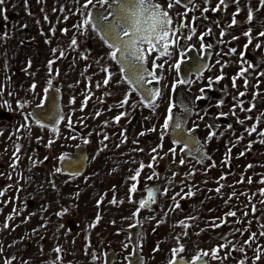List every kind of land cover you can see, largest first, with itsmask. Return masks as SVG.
<instances>
[{
    "label": "rangeland",
    "instance_id": "rangeland-1",
    "mask_svg": "<svg viewBox=\"0 0 264 264\" xmlns=\"http://www.w3.org/2000/svg\"><path fill=\"white\" fill-rule=\"evenodd\" d=\"M233 1V8L223 12V24L217 27V37L220 39H216L218 45L212 65L217 63L216 55L221 52L235 59L232 69L235 76L241 67L251 63L253 68L246 74L250 86H244V78L236 80L237 87L232 89L233 99H230L236 114H229V121L224 128L204 145L203 151L211 157L210 160L204 159L202 163H198L193 157H197L198 153L187 154L186 156L192 157L185 158L186 165L158 175L155 166L159 157L167 158L169 165L174 167L181 159L179 146L169 140V132L164 134L163 141L160 138L158 119L166 99L164 88L163 97L157 101L159 107L155 112L144 107L140 103L141 97L135 92L130 93L129 104L119 107L125 94L130 92L129 85L121 80L120 68L108 58L109 49L95 32L88 31L86 35H80L73 27L81 20V16L74 13L84 0H79V4L76 0H27V5L25 0H6L4 11L0 13V88L3 89L0 92V191L5 192L4 196H0V248L3 249L0 252V264L12 257H15L12 264H103L102 259L108 248H113L119 254L113 264H125L124 256L130 253V246L127 234L121 230L136 223L137 219L140 221L138 226L141 227L137 238L138 248L144 257V264H168L172 258L171 249L178 246L176 238H179L180 244L185 248L179 255L191 261L200 250H210L225 243L221 239L225 236L237 249L243 246L245 252L233 251L223 260L206 258L208 264H238L240 259H245V264H252L256 244L248 248L242 242L255 232L257 244L264 246V237L258 235L264 230L260 227L264 224V203L260 202L264 200V196L259 195V189L264 188V184L259 183L264 177V144L259 142L261 137L258 136L264 130V117H261L264 114V75H260L264 73V47L255 48L258 42L264 45V37L257 36L259 31H264V7L259 5L258 0ZM216 5L212 2L209 4L212 7ZM237 6V24L229 28L230 17L233 18L232 13L237 11ZM61 7H64V12L59 11ZM250 8L254 15L252 22L247 21V11ZM66 15L68 19L64 20ZM45 16L48 17L47 21ZM53 27L56 29L55 34L51 32ZM65 28L68 29L67 34L61 32ZM249 28L255 38L245 50L243 45L247 38L242 33ZM221 31L225 32L223 42ZM74 35L78 39L75 50L69 47ZM233 36L238 39L233 40ZM46 40L50 42L45 43ZM226 41L237 49L235 54L227 52ZM53 48L63 49L66 56L55 59L51 51ZM241 51L245 53L243 60L239 55ZM154 55L153 53L148 60L149 69ZM55 56L58 57L59 52ZM53 59L55 63L49 76L47 64ZM105 65L112 73V80L107 87L103 86L106 74L101 70ZM57 70L59 75L56 74ZM49 79H52L51 88H55L60 94L61 116L65 117L64 120L59 119L60 123L55 126L58 133L51 131L53 127L41 128L32 118L29 121L30 130L22 129L17 132L25 122L24 114L41 106L43 90L48 87ZM33 83L37 87L35 91H30ZM98 83L101 85L99 88ZM240 91L245 92L244 97L238 96ZM9 92L13 95L9 96ZM254 92L257 93L255 100L252 99ZM88 93H91V98L81 111L84 96ZM190 95L194 96L192 92L182 94L181 101L189 100ZM73 97L75 102L70 104ZM17 101L26 106L18 108ZM240 101H243L244 108L255 105L252 112L234 107ZM97 111L101 113L98 117ZM121 112H127V115L119 123H115L114 117ZM69 115L74 125L72 129L67 126ZM203 116L205 114H200L195 119L202 121ZM257 117L261 119L258 120ZM81 118L83 123L80 122ZM238 120H243L244 123L240 124ZM106 121L108 124L105 127ZM253 123L257 125V133L248 136L246 129ZM228 125L232 127L229 128ZM153 126L156 131H148ZM207 129L205 127L201 132H196L201 143L208 136ZM121 132L127 139L117 148L116 145L123 139ZM141 132L146 134L141 136ZM104 135L109 139L104 140ZM72 136L77 138L70 139ZM239 137L243 139L237 143ZM37 138H40L39 141ZM85 138L90 141L88 144L83 143ZM49 139L55 140L51 148L46 147ZM134 140L138 142L133 143ZM249 142H252V148L246 151ZM161 144L162 147L157 148ZM233 144L235 147L232 148L230 163L225 165L221 162ZM16 145H20V159L16 161V168L12 169L9 165L13 162ZM79 145L87 149L86 170L80 175L55 172L58 157L72 155ZM104 145L107 147L104 148ZM173 147L176 148L175 157L169 151ZM101 148L103 151H100ZM153 148H157V152L153 153ZM240 152H245V155L239 156ZM153 156L157 159L153 160ZM45 157L48 159L45 160ZM33 161L37 162L35 166ZM212 162H215L216 167H208ZM141 163L146 167L138 182H135L137 191L132 194V198L136 203L130 204L127 202L128 188L134 182L128 177L134 174ZM149 163L152 164L151 168L147 167ZM249 164L253 167L247 168ZM153 173V179L149 180L148 177L153 176ZM189 173L193 174L189 176ZM222 174L225 179L220 180ZM176 175L182 178L179 183L176 182ZM241 177H244V183H237ZM249 177L253 180L252 184L247 183ZM220 185L225 186L218 194L214 190ZM189 187L195 193L191 198L180 199L177 196L175 201L172 199L177 193H186ZM165 188L169 191L167 195H162ZM149 190L155 193L156 199V203L151 204L152 209H143L137 218L126 219L131 217L141 199L148 198ZM233 192L235 196L229 200ZM113 195L117 200L125 202L118 206L109 204ZM101 196H104V201L97 208L96 202ZM249 198L251 204H255L258 209L255 214L251 212ZM177 202L180 208L172 211ZM13 209L19 214L13 212ZM65 209L67 212L62 216L57 215ZM229 211H235L236 216L226 217L225 214ZM245 211L249 213L248 216H244ZM97 212L101 220L95 228H89ZM10 215L13 219L8 221L9 228L5 229L4 222ZM188 217L196 219L190 220ZM217 218L226 219L227 223L218 228L211 227L213 221L220 223ZM237 220L241 222L236 223ZM157 221L162 223L157 226ZM180 221H185L191 227H181ZM110 228L107 237L102 238L100 233ZM236 229L248 231L240 235L235 232ZM158 244L160 251L153 252ZM57 246L63 249L59 253L60 260L56 259L58 254L54 251ZM226 251L222 250L219 255L223 257ZM93 253L97 256L95 261L92 260ZM256 264H264V259Z\"/></svg>",
    "mask_w": 264,
    "mask_h": 264
},
{
    "label": "snow or ice",
    "instance_id": "snow-or-ice-1",
    "mask_svg": "<svg viewBox=\"0 0 264 264\" xmlns=\"http://www.w3.org/2000/svg\"><path fill=\"white\" fill-rule=\"evenodd\" d=\"M39 2V0H38ZM6 0H0V13L4 11L3 5H5ZM76 3L79 4V0H76ZM182 3V0H168L167 2V8H164L160 3H155L154 0H84L83 4H79V7L76 9V13L81 16V20L78 24L73 25V27L77 30V32L80 35H86L88 31L95 32L96 35L99 37L101 41L106 45V47L109 49L107 56L108 58L119 65L120 68V75L121 80L129 85L130 92L126 93L124 96V99L120 101L119 107H124L125 105L130 103L129 96L131 92H136L138 95L141 96L140 103L144 107H148L152 109L153 112L159 107V104L157 101L159 99H162L163 97V90L162 87H146V85H150L153 83L160 84L161 77L158 75V72L160 70H163L165 67V64H167L173 56L176 55V50L180 48V57L185 56V51L180 46V31L185 28H189V25L184 22V17H187L188 10H186L183 14H181V21L179 24H174L173 18L170 15V10L173 9L175 5H180ZM205 3H208V0H205ZM258 3L261 7H264V0H258ZM25 4L27 5V0H25ZM91 6V7H90ZM101 9V11L94 12L93 9L97 8ZM228 7V0H218V3L216 7L212 8L211 11H219L222 8L226 9ZM210 9L208 7H204L202 9V12L206 13ZM259 11L260 9H256ZM53 11H56V9H53ZM59 11L64 12V7H61ZM239 13V7L237 6V11L233 13V18L231 20V23L229 24V28L235 26L237 24L236 16ZM45 21L48 20V17H44ZM68 16H64V20H67ZM254 20L253 10L250 8L247 11V21L252 22ZM26 27V26H25ZM190 34L184 37V39L191 41L193 39V36L195 35V29L190 28L189 29ZM211 29H209L208 32L202 33L199 36V39L201 40V48L200 51L203 53L206 48L210 49L212 45H204L203 44V38L204 36L208 35L210 33ZM51 32L55 34L56 29L53 27L51 29ZM61 32L63 34H67L68 29H62ZM6 33L4 36L6 37ZM225 35L224 31L220 32L221 38H223ZM244 37L247 38V42L243 45V48L247 50L249 48V45L253 43L254 36L251 32V28H249L247 31H244L242 33ZM258 37H264V31H259L257 33ZM233 40L238 39V37L233 36ZM50 41L46 40L45 43H49ZM223 42V40H221ZM78 45V39L74 35L73 38L70 41L69 47L73 50L76 49ZM189 49L192 46H186ZM264 47L261 43H256L255 48L261 49ZM53 56L55 59L64 58L66 56V52L63 49L53 48L52 50ZM59 52V56L56 57L55 54ZM230 54H235L237 52L236 48H231L229 50ZM153 53H156L157 55L155 58L151 59V69L146 66L148 63V60L150 57H152ZM210 55V53H209ZM241 59L243 60V57L245 55L244 51H241L239 53ZM86 58V57H81ZM161 58H166L164 60V63H157L158 60H161ZM55 59L49 60L47 67L49 71V76L52 74V68L53 64L55 63ZM183 62L182 59H177L175 63L170 64V70H174L179 74L181 63ZM99 63V61H97ZM217 63L219 64L220 61L217 60ZM247 63V62H245ZM28 67H31V62H29ZM209 67V66H205ZM253 68V65L251 63H247L246 67H241L240 71L237 73V76L233 77L232 79V86L234 88L237 87L236 80L238 78H244V86L247 88L249 87V80L246 78V74L250 69ZM106 75L103 79V86L107 87L110 84V81L112 80V73L109 72L108 66H102L101 69ZM210 70V67H209ZM27 71V69H26ZM57 75H59V71L57 70ZM260 75H264V73H261ZM209 87H211L213 81L212 77H209ZM221 79H223V76H217L215 77V82H219ZM48 87L45 88L43 91L45 93L48 92L49 88L52 86V79H49L47 81ZM119 83V82H118ZM179 84H191V81H185V80H176L172 83L171 89L174 92L176 87ZM37 85L33 83L30 86V91H35ZM101 87V85L98 83L97 88ZM166 87V86H165ZM3 89L0 88V92H2ZM205 90L203 88L200 89V92L203 93ZM110 93H105V95H109ZM9 96L13 95L12 92L8 93ZM239 97H244L245 92L240 91L238 94ZM91 98V93H88L84 96V100L81 105V111L84 110V108L87 106L88 100ZM257 98V93L252 94V99L255 100ZM197 100L204 99L203 96H197ZM238 99V98H234ZM75 102V98L73 97L69 103L72 104ZM5 105H7V101L4 102ZM101 103H103V98H101ZM222 103V102H221ZM243 101H240L238 105H235L234 107H240L241 111L245 112H252L253 107L255 105H252L248 108H244ZM26 105L24 103H21L17 101V107L20 109H23ZM135 106V105H133ZM219 107V105H217ZM175 104L170 100L167 106L166 114L163 117V124L161 127V141H163L164 134L169 130H180L177 139L173 140L174 145H181L180 152L184 154H191L192 149L189 147L191 144L197 145L195 148V152L198 153L197 157H194L198 163H202L204 159H211L210 156H207L206 153L203 151L204 145L211 141L217 133L215 131H209L208 136L206 137V140L204 143L199 142L195 139L193 136V133L195 132L196 127L198 125H194L191 129H184L183 123L181 122L179 117H176L174 114ZM111 110V109H109ZM183 111L186 114H191L192 109L188 106L183 107ZM101 113L99 111L96 112V116L98 117ZM232 115H235V112L231 113ZM33 113H27L24 114V123L18 128L16 131L19 132L22 129H29L30 130V118L33 117ZM127 115V112H121L119 115L114 117V122L119 123V121L124 118ZM221 116L228 115L227 113H220ZM261 117H264V114H261ZM261 117H257L258 120L261 119ZM65 117L61 116L60 120H64ZM60 120L57 121V124L60 123ZM81 123H83V118H81ZM240 124H243V120L237 121ZM36 124H38L41 128L46 127V125H43L40 123L39 120L35 121ZM108 122L106 121L104 126L106 127ZM67 126L72 129L74 127L73 121L71 118V115L67 117ZM211 128L212 126H208ZM229 128H231V125H228ZM52 132L58 133V129L56 127H53L51 129ZM148 131H156V127L153 126V128L149 129ZM247 135L252 136L253 133H257V125L256 123H253L251 127L246 129ZM186 133V134H185ZM146 133L141 132L139 135L143 136ZM91 135V133L89 134ZM123 139H121L120 144H117L116 147L119 148L121 144L125 143L127 137L124 136V133L121 132L120 134ZM258 136L261 137L260 143L264 144V130L260 131L258 133ZM19 138V137H17ZM70 139H76V136L69 137ZM38 141L40 138H37ZM104 140H108L109 137L107 135H104ZM243 139V137H239L237 139V143H239V140ZM90 141L85 138L83 140L84 144H88ZM138 141H133V143H137ZM55 143V140L49 139L47 142L46 147L51 148L53 144ZM103 143V141H101ZM107 145H104V148H106ZM162 147L161 145H158L157 148ZM235 147V144L232 145V147H229L225 156V159L221 162L225 165H228L230 163L231 159V152L232 148ZM157 148H153L152 152H157ZM252 148V142H249L246 151L250 150ZM100 151H103V148L100 149ZM140 151H143L140 149ZM169 151L173 154L175 157L176 154V148L173 147L169 149ZM20 152V145L15 146V151L13 152V162L9 165L12 169H15L17 164L16 161L20 159L18 153ZM245 152H240L239 156H244ZM48 159V157H45V160ZM59 160L66 159L65 155H61L58 157ZM95 159V157H93ZM153 160H156L157 157L153 156ZM37 162L33 161V166H35ZM180 165H184L186 163V160L181 157L179 160ZM146 166L141 163L139 168L135 170L134 174L128 177L129 180L133 181L129 188H128V196H127V202L132 204L136 203L133 198L132 194L137 191V184L135 182H138V178L141 175L142 170ZM148 168L152 167V164L149 163L147 165ZM208 167H216L215 162H212L211 165ZM247 168L253 167V165L249 164L246 166ZM61 171L60 168H56L55 172L59 173ZM193 173H189L188 175L191 176ZM2 175V174H0ZM155 173H153V176H149L148 179H153ZM175 175V174H174ZM9 179H11V175H9ZM225 179V176L222 174L220 177V180ZM219 183V181H218ZM237 183H244V177H241ZM248 184H252L253 180L251 177L247 179ZM259 183L264 184V177H262L259 181ZM225 185H220L217 187L214 191L218 194L221 193L222 188ZM10 187V186H9ZM53 187L55 185L53 184ZM21 189H17V191H20ZM169 189L165 188L164 192L161 193L162 195H167ZM195 193L192 191V188L189 187V190L181 195V193H177L175 196L172 197V199L175 201L176 197L179 196L180 199L185 198H191ZM5 192L0 191V196H4ZM77 196L79 193L76 194ZM241 195H244V193H241ZM255 195V194H253ZM259 195L264 196V188L259 189ZM235 196V192L232 193V195L229 196V200H231ZM104 201V196H101L99 200L96 202L97 208L101 206V204ZM125 201L117 200L116 196L113 195V198L111 201H109V204L113 206H118L119 204L124 203ZM261 203H264V200L260 201ZM155 193L152 190L148 191V198L147 199H141L138 202V206L136 207V210L132 212L131 217H127L126 219H134L137 218L141 210L148 209L151 204H155ZM225 204H228V200L225 201ZM249 204H251V198H249ZM247 207V205L245 206ZM180 204L177 202L174 204L172 211L179 209ZM258 211L255 204H251V212L252 214H255ZM13 212H17L16 209H13ZM65 212H67V209H65L63 212L57 213L58 216H62ZM17 214H19L17 212ZM248 212H244V216H248ZM167 215V214H165ZM226 217H235L236 212L235 211H229L225 214ZM154 218V217H153ZM13 217L10 215L7 217L6 221L4 222L3 227L5 229L9 228L8 221L12 220ZM187 219L194 220L196 217H188ZM220 220V223H216L215 221L212 222L211 227L218 228L227 223L226 219L223 218H217ZM101 220V216L99 212H97L95 216V220L92 224L89 225V228H95L96 224ZM24 222H27L26 220ZM241 221L237 220L236 223H240ZM114 223V221H113ZM162 223V221H157V226ZM250 223V222H249ZM138 224H140V221L137 219L136 224H130L129 227H136ZM179 225L185 229L191 227L188 223L185 221H180ZM43 226V225H42ZM63 227V225H61ZM261 229H264V224L260 225ZM36 231V230H34ZM71 231V230H69ZM155 232V229H153ZM203 231V230H202ZM248 229H236L235 232H239L240 235H244L245 232H247ZM200 233H197L199 235ZM184 235H187V233H184ZM260 237H264V230L260 231L258 234ZM177 239V247H173L171 249L172 258L169 260V264H185V261L183 257H181L179 254L183 253L185 251V248L182 244H180L179 238ZM222 240H225V243H220L217 246L211 248L210 250H200L197 252L196 255L192 257V260L188 262V264H208L207 259L210 258L211 260H223L227 259L233 251H239L241 253L245 252V248L243 246L239 247L238 249L233 245L232 241H228L227 237H221ZM243 245H246L248 248H252L253 244H256V248L254 249L255 255L252 260V264H256L257 261H260L264 259V246H261L257 244V233L253 232L249 235L247 240H244ZM125 247H127L125 245ZM222 250H227L225 255L221 257L219 253ZM3 249L0 248V252H2ZM54 251L58 254L57 260H60L61 257L59 256V253L63 251V249L59 246L54 248ZM160 251L159 244L153 249V252ZM87 254V252H86ZM15 257H12L11 259H5L4 264H12ZM97 259V256L95 253L92 254V260L95 261ZM127 259V257H126ZM27 264V262H25ZM49 264H52V262H49ZM238 264H245V259H240L238 261Z\"/></svg>",
    "mask_w": 264,
    "mask_h": 264
},
{
    "label": "flooded vegetation",
    "instance_id": "flooded-vegetation-1",
    "mask_svg": "<svg viewBox=\"0 0 264 264\" xmlns=\"http://www.w3.org/2000/svg\"><path fill=\"white\" fill-rule=\"evenodd\" d=\"M154 2L160 3L164 8H167L168 0H154ZM211 2L212 4L216 5L218 3V0H215V2L212 0H208L207 4L205 3V0H182V3L180 5H175L173 9L170 10V15L173 18L174 24H179L182 18L181 14H183L186 10H188L187 17H184L183 19L184 22L189 25V28L182 29L179 33L180 46L181 48L184 49L185 56L180 57V48H178L176 50V55L173 56L172 59L167 64H165L163 70H160L158 72V75L161 77L160 84H158V87L164 88V93L166 94V99L163 103L162 114L161 117L158 119L159 126L163 124V117L166 114L168 103L171 100L175 104V107L173 109L174 114L176 117L180 118L182 123H184L183 126L185 130L193 128L194 125H198V127H196L195 129V132L193 133L194 136L196 137V140L198 141L199 138L196 132H201V129L205 127L208 128L207 132L220 131L228 123L229 114L232 115L231 113L233 112V104L230 99H233L231 98L232 89H234V87L232 86V79L233 77H235V75L232 69L235 64L234 62L235 59H231L223 52H221L220 54L216 55V61L219 60L220 63L219 64L216 63L215 65H212V63L214 62L216 46L218 45L216 39H220L219 37H217L218 34L217 27H220L223 24V12L226 13L230 8H233L235 1L228 0V7L226 9L222 8L221 10L215 12L211 11V9L214 8L212 6H209ZM204 7H208L210 10L204 13L202 12V9ZM231 20L232 18L230 17V23ZM190 28L195 29V35L193 36V39L191 41H188L184 39V37L190 34L189 31ZM209 29H211V31L208 35L204 36L203 44L204 45L210 44L212 45V47L210 49L206 48L205 51L201 53L200 51L201 40L199 39V36L202 33L208 32ZM215 29H216V33H215ZM221 40H223V38ZM189 45L192 46L190 49L186 47ZM225 47L227 52L231 48H233L231 44L228 43L227 41L225 42ZM154 54H155L154 56L157 55L156 53ZM165 59L166 58H161V60H158L157 63H164ZM177 59L183 60L180 66L179 74H177V72L174 70H170L169 67V65L175 63ZM117 66L119 67V65ZM205 66H209L210 70L209 67H205ZM221 75L223 76V79H221L219 82H215V77ZM209 77H212L214 81L211 87H209V79H208ZM178 79L191 81V84L190 85L179 84L176 87L175 91L173 92L171 89V85L174 81ZM201 88L205 90L203 93L200 92ZM187 92L188 93L192 92L194 96L190 95V97H188L189 100L181 101L182 94H186ZM137 96L140 97V95L138 94ZM197 96H203L204 99L197 100L196 99ZM217 105H219V107ZM184 106H188L192 109L191 114H186L183 111ZM221 112L227 113L228 115L221 116L220 115ZM200 114L201 115L205 114V116H203L204 119L202 121L195 119V117L199 116ZM210 116H212V118H210ZM209 119L210 122H208ZM208 126H212V127L209 128ZM159 130L161 131V128ZM167 132H169L168 134L169 140L173 143V140L171 139L170 136L173 130L169 129ZM177 145L179 146L180 149L181 145L179 144ZM180 156L181 157L183 156L184 159L186 157H192L190 155L186 156V154L181 152H180ZM161 159H165L166 166L172 168V169L167 168L162 174H164L166 171L174 170L177 169V167L186 165V163L184 165H180L179 163L178 165H176V167H174L169 165L167 158L159 157L157 159L155 166L156 174H158L157 167ZM162 174H158V175H162ZM178 177L180 178V181L182 180V178L179 175H176L175 178L176 182ZM148 209L151 210L152 206L150 205ZM131 224H136V223H131ZM114 229L115 228H113V230ZM103 231L104 232L100 233V236L102 238H104L105 236L107 237L108 232L111 231V228ZM121 231L127 234L128 236L127 242L128 245L130 246V253L124 256L125 264H128L130 259H134V260L137 259L134 254V249L132 245V236H133L132 233L136 234V240H137L136 249L138 255L142 258V264H144L145 260L144 257L140 254L138 248V239H137L139 234L141 233V227H139L138 225L136 227H129L128 225L125 228H123ZM118 257L119 254L113 248H108L107 251L105 252V257L102 259L103 264H113Z\"/></svg>",
    "mask_w": 264,
    "mask_h": 264
},
{
    "label": "water",
    "instance_id": "water-1",
    "mask_svg": "<svg viewBox=\"0 0 264 264\" xmlns=\"http://www.w3.org/2000/svg\"><path fill=\"white\" fill-rule=\"evenodd\" d=\"M94 12L101 11L100 8L93 9ZM154 87H158V84L153 83L150 84ZM149 86V85H146ZM141 97V96H140ZM60 94L55 88H49L47 93H44V98L41 106H37L32 108L31 113H33V117H31L34 121L39 120L41 124L46 125L47 127H54L57 125V121L61 117L60 110ZM180 130H176L171 132V139H177ZM186 134V133H185ZM194 136V134H193ZM195 137V136H194ZM196 139V137H195ZM192 149L191 153H195V144H191L189 146ZM87 149L83 145H79L72 155H66V159L58 160V167L61 169L62 174L67 175H80L82 174L87 165ZM167 168L172 169L171 167L166 166V160L161 159L160 163L157 167V173L162 174ZM180 181V178H177V182ZM132 245L134 249V254L136 256V260L130 259L128 264H142V258L138 255L136 249V234L132 236ZM184 259V258H183ZM185 264H188V260L184 259ZM169 264V263H168Z\"/></svg>",
    "mask_w": 264,
    "mask_h": 264
},
{
    "label": "bare ground",
    "instance_id": "bare-ground-1",
    "mask_svg": "<svg viewBox=\"0 0 264 264\" xmlns=\"http://www.w3.org/2000/svg\"><path fill=\"white\" fill-rule=\"evenodd\" d=\"M146 87H153L154 88V86L153 85H150V86H146ZM184 124V123H183ZM196 147H197V145H196ZM132 235H133V233H132ZM131 235V236H132ZM104 236V235H103ZM137 241V240H136Z\"/></svg>",
    "mask_w": 264,
    "mask_h": 264
}]
</instances>
